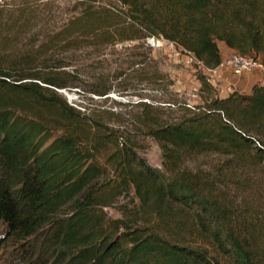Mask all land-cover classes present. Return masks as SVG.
<instances>
[{"label": "trees", "instance_id": "obj_1", "mask_svg": "<svg viewBox=\"0 0 264 264\" xmlns=\"http://www.w3.org/2000/svg\"><path fill=\"white\" fill-rule=\"evenodd\" d=\"M119 1L126 12L0 3V247L20 264H264V83L221 96L202 74V102L139 101L130 126L89 106L113 87L64 56L154 36L206 66L222 63L219 42L264 66V0ZM57 9L73 13L50 31L45 14ZM140 76L166 82L158 69ZM147 137L158 167L143 155ZM212 153L227 157L217 173L185 163ZM131 194L138 202L119 204ZM168 207L180 221L161 231L150 215Z\"/></svg>", "mask_w": 264, "mask_h": 264}, {"label": "rangeland", "instance_id": "obj_2", "mask_svg": "<svg viewBox=\"0 0 264 264\" xmlns=\"http://www.w3.org/2000/svg\"><path fill=\"white\" fill-rule=\"evenodd\" d=\"M3 1L0 0V3ZM91 2L96 6L100 4L126 12V7L119 0L112 1L113 4L107 3L105 0H91ZM71 6L72 4L66 8H71ZM62 11L61 9H57L55 12L47 11L48 13L45 14L47 29L50 31L54 30L56 26L62 21L64 22L73 13V11L69 10L67 13H62ZM149 38L151 36L147 40H124L103 46L85 45L81 46V49L75 53H64V56H68L75 61V65L81 69L83 75L91 78L89 80L93 81V77H103L107 85L109 84L113 87L111 92L106 95L108 97L93 95L95 97L94 100H90L88 103L91 108L106 110L107 114H109L106 119L110 122L113 121L119 124L125 120L128 125L132 126L134 119L142 111L141 107L135 106L139 101H147V103L156 106L165 105L163 106L165 108L170 105L171 108H174L176 105L174 104L175 100L164 102L162 99L168 97L169 94H173V97L175 96L182 102L186 101L188 105H194L203 100L199 81L200 76L204 74L203 70L196 63L188 62L182 47L176 45L173 41L155 37L156 44L153 45ZM219 44L224 59L236 52L235 50L231 51L226 47L224 48L223 42H219ZM142 60H146V63L141 67L137 62ZM156 69L166 75V82L163 86L149 79L144 80L140 76L141 72H152ZM260 70L261 78L257 82L264 83V70ZM209 82L214 85L216 92L220 94L223 88L219 85L220 79L218 76L212 78ZM61 91L70 101L76 99L73 89H61ZM256 143L259 144V141L256 140ZM144 144L147 150L143 155L150 161V164L158 167L159 163L156 161L159 158L160 149L157 143L147 137ZM226 158L216 153L202 154L186 159L185 163L193 167L202 166L206 170L217 173L223 168L222 164ZM135 201L138 202L132 194L129 197L123 196L119 198V204L133 206ZM109 210L114 216L118 217L121 215L114 208ZM179 215L178 207H168L152 213L150 216L154 222L158 220L163 224L164 227L160 229L163 231L164 228H172L169 230H174L180 221ZM10 253V246L0 247V264H20L19 262H13Z\"/></svg>", "mask_w": 264, "mask_h": 264}, {"label": "built area", "instance_id": "obj_3", "mask_svg": "<svg viewBox=\"0 0 264 264\" xmlns=\"http://www.w3.org/2000/svg\"><path fill=\"white\" fill-rule=\"evenodd\" d=\"M149 41L153 45L156 44V39L154 36H151V38H149ZM184 52L186 54L187 61L196 63L203 70V73L209 81H211L212 78L220 75L221 67L228 68L233 74L238 76L254 70H264V66L259 61V59L246 54L234 52L226 59H224L220 65L210 67L206 66L202 61L198 60L193 52L186 49L184 50Z\"/></svg>", "mask_w": 264, "mask_h": 264}, {"label": "crops", "instance_id": "obj_4", "mask_svg": "<svg viewBox=\"0 0 264 264\" xmlns=\"http://www.w3.org/2000/svg\"><path fill=\"white\" fill-rule=\"evenodd\" d=\"M223 45L224 48L226 47L228 50L234 51L233 49L227 47L225 44ZM222 57H224L223 53ZM218 78L220 79L219 85L221 88H223L220 93L221 96H226L234 88L249 92L252 86L259 80V78H261V70H254L238 76L231 73L228 68L221 67L220 75L218 76Z\"/></svg>", "mask_w": 264, "mask_h": 264}]
</instances>
